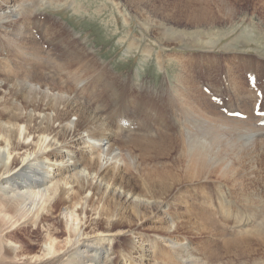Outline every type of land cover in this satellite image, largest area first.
Here are the masks:
<instances>
[{"label": "bare ground", "instance_id": "1", "mask_svg": "<svg viewBox=\"0 0 264 264\" xmlns=\"http://www.w3.org/2000/svg\"><path fill=\"white\" fill-rule=\"evenodd\" d=\"M26 6L29 2L0 0V264H264V246L257 257L238 255L222 260L223 251H218L227 253L251 240L262 244L264 228L260 226L227 229L231 233L218 231V226L215 235L223 241L221 246L209 247L210 251L206 249L210 240L206 229H180V215L191 210L190 191L194 193V187L216 171L221 180L232 184L237 180L236 170L227 165L222 169V160L211 158L208 143L201 144L197 137L194 140L190 129L181 133L178 141L168 138L173 145H182L179 158L186 168L181 180L174 172L165 171V166H135L139 155L134 159L129 155L134 148L146 153L148 148L166 145L164 141L153 143L164 139L156 130L155 138L146 134L140 118L133 120L136 134L125 131L130 104L135 102L137 117L144 97L110 70L93 66V57L80 64L78 50L73 53L76 46L70 42L72 51L56 55L37 50V42L19 21ZM10 31L18 36V45L33 51L14 58L3 52L13 34ZM188 102L184 112L187 123L191 117ZM121 132L125 135H118ZM254 138L264 147L261 133L256 131ZM148 142L153 145L149 147ZM203 214L197 213L199 225L212 227L211 218ZM157 223L163 225L160 233L152 237L154 241L148 240L142 229ZM259 224L264 226V222ZM29 227L43 233L36 250L16 245L12 236L3 233ZM197 240L204 244L199 246Z\"/></svg>", "mask_w": 264, "mask_h": 264}, {"label": "rangeland", "instance_id": "2", "mask_svg": "<svg viewBox=\"0 0 264 264\" xmlns=\"http://www.w3.org/2000/svg\"><path fill=\"white\" fill-rule=\"evenodd\" d=\"M22 1L29 2V6L24 8L19 21L37 42V50L56 55L72 51L67 44L70 42L76 46L73 53L78 52L80 64L85 58L93 57L96 61L93 66L110 70L135 94L144 97L141 114L137 117L135 102L130 104L129 124L125 131L131 136L136 134L133 120L140 118L146 134L153 137L156 130L164 139L148 137L150 142L164 141L163 144L169 143V148L162 144L165 148H148L146 153H139L134 148L133 155H139V160L131 155L134 150L126 151L131 158H136L135 166H165V171L174 172L181 180L186 168L179 156L182 145H173L168 138L178 141V136L190 129L194 140L197 137L201 144L208 143L211 158L222 160V169L227 165L236 170V184L224 182L216 171L197 188L195 186L194 193L190 191L191 210L180 215V229H206L210 240L205 248L211 250L214 245L222 244L223 237L215 235L220 228V232L223 229L226 232L236 228L255 229L253 224L256 229L264 228L259 224L264 222V147H260L254 138L256 131L264 136V0H141L139 4L136 0ZM10 32L13 34H8L9 43L5 44L3 52L11 53L14 58V55L19 57V53L21 56L26 51H33L26 50L29 46L18 45V36ZM187 102L191 111L188 123L184 113ZM248 133H252L249 139H240ZM122 134L125 135L124 132L118 135ZM203 136H206L205 140ZM150 142L149 147L153 145ZM241 148L245 150L240 154ZM152 150L154 153L161 151L154 154ZM152 157L156 161H152L155 160ZM200 212L211 218L213 228L199 225L201 220H197V213ZM162 227L160 223L148 224L142 232L148 240L154 241L152 237L157 236ZM3 233L5 237L12 236L16 245L35 250L43 236L41 229L31 227L6 229ZM197 242L199 246L204 244ZM255 242L251 240L239 248L231 247L227 253L222 249L218 251H223L219 252L222 260L238 255L257 257L263 251L264 242ZM194 245L198 246L197 243Z\"/></svg>", "mask_w": 264, "mask_h": 264}]
</instances>
